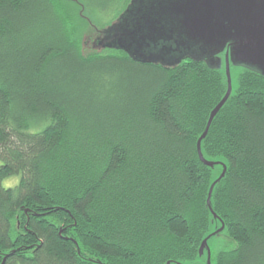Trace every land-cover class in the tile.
Instances as JSON below:
<instances>
[{
	"label": "trees",
	"instance_id": "trees-1",
	"mask_svg": "<svg viewBox=\"0 0 264 264\" xmlns=\"http://www.w3.org/2000/svg\"><path fill=\"white\" fill-rule=\"evenodd\" d=\"M94 1L116 6L113 19L131 2ZM78 9L0 0V264H207L201 243L221 226L207 198L223 168L197 143L228 89L225 63L88 53L85 29H110ZM202 152L227 166L212 206L233 244L211 264H264L258 70L243 66Z\"/></svg>",
	"mask_w": 264,
	"mask_h": 264
},
{
	"label": "water",
	"instance_id": "water-1",
	"mask_svg": "<svg viewBox=\"0 0 264 264\" xmlns=\"http://www.w3.org/2000/svg\"><path fill=\"white\" fill-rule=\"evenodd\" d=\"M108 29L98 35L101 38L97 47L123 50L134 61L164 67L177 66L188 58L204 60L211 67L225 63L228 89L211 111L197 143L205 165L223 168L207 198V205L221 227L208 235L199 249L200 256L206 253L207 264H211L209 241L225 230V223L213 209L212 195L227 166L206 159L202 141L233 92L231 66H247L264 75V0H131ZM223 52L225 61L219 56Z\"/></svg>",
	"mask_w": 264,
	"mask_h": 264
},
{
	"label": "rangeland",
	"instance_id": "rangeland-1",
	"mask_svg": "<svg viewBox=\"0 0 264 264\" xmlns=\"http://www.w3.org/2000/svg\"><path fill=\"white\" fill-rule=\"evenodd\" d=\"M72 7L84 9V14L81 13V11L78 9L79 15L76 14L77 20L79 19V16L82 20H84L86 23H90L88 19L93 21V24L96 26H100V28L112 24L116 19H113V12L116 10V6H113V8L107 9L108 7L104 8L101 7L100 4L95 2L94 0H66ZM101 7V8H99ZM107 9V10H105ZM116 17V15H115ZM114 17V18H115ZM108 22V23H107ZM102 26V27H101ZM98 29L95 28L92 29V33L90 34V30L84 31L83 38L81 39V43L85 44V51L88 53L93 50L101 51L102 49L100 47L95 46V41H98ZM90 34V35H89ZM243 70V66L241 65H235L232 69V79H233V86L236 88L238 86V78L240 71ZM222 162V161H221ZM20 177L19 175H13L8 177L3 181V185L7 187L15 186L19 183ZM221 227V226H220ZM233 242H231V237L228 234L227 231H223L220 235L213 237L209 241L210 249H211V255L213 258V261L215 262L217 259L218 254L224 250L227 246L232 245ZM207 259V256H206ZM207 261V260H206Z\"/></svg>",
	"mask_w": 264,
	"mask_h": 264
}]
</instances>
